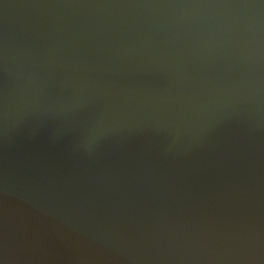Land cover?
Here are the masks:
<instances>
[{
	"label": "water",
	"instance_id": "1",
	"mask_svg": "<svg viewBox=\"0 0 264 264\" xmlns=\"http://www.w3.org/2000/svg\"><path fill=\"white\" fill-rule=\"evenodd\" d=\"M0 264H264V0H0Z\"/></svg>",
	"mask_w": 264,
	"mask_h": 264
}]
</instances>
